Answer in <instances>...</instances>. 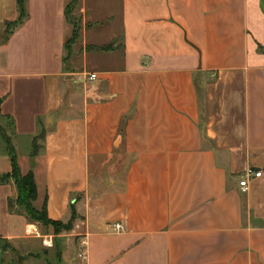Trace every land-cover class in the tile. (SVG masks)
Wrapping results in <instances>:
<instances>
[{
	"label": "crops",
	"instance_id": "1",
	"mask_svg": "<svg viewBox=\"0 0 264 264\" xmlns=\"http://www.w3.org/2000/svg\"><path fill=\"white\" fill-rule=\"evenodd\" d=\"M72 1L0 0V177L71 223L0 184V264H264V0Z\"/></svg>",
	"mask_w": 264,
	"mask_h": 264
},
{
	"label": "trees",
	"instance_id": "2",
	"mask_svg": "<svg viewBox=\"0 0 264 264\" xmlns=\"http://www.w3.org/2000/svg\"><path fill=\"white\" fill-rule=\"evenodd\" d=\"M24 18H25V12L24 9L21 8L20 18L18 22L14 25L17 26L21 24ZM66 18L68 19L67 8H66ZM14 25H8L7 31H9V29H11V27H13ZM10 160H11V173L6 176L0 177V184L7 183L9 181L14 182L17 189V199L15 202L17 207L24 210V213L27 216V218L33 223H37L43 226H51L56 233L62 232L64 230H69L71 228V223L64 225L60 222H53L48 219L45 205L41 210H37L33 206L34 202L37 199V188L34 181V176L31 172L25 176L21 175L17 163V158L13 153V151H11L10 153Z\"/></svg>",
	"mask_w": 264,
	"mask_h": 264
},
{
	"label": "rangeland",
	"instance_id": "3",
	"mask_svg": "<svg viewBox=\"0 0 264 264\" xmlns=\"http://www.w3.org/2000/svg\"><path fill=\"white\" fill-rule=\"evenodd\" d=\"M83 1L84 0H73L67 7L68 20L70 25L72 26V37L68 41V47L70 46V48H72L75 40L77 41L82 36V30L84 29L83 27H85V25L87 26L88 24L92 25V22L85 23L84 14L80 13L83 7ZM76 67H80V63H77ZM0 131L3 135H6V132L1 126ZM11 257L14 258L13 255Z\"/></svg>",
	"mask_w": 264,
	"mask_h": 264
},
{
	"label": "built area",
	"instance_id": "4",
	"mask_svg": "<svg viewBox=\"0 0 264 264\" xmlns=\"http://www.w3.org/2000/svg\"><path fill=\"white\" fill-rule=\"evenodd\" d=\"M90 80H95L96 76L95 75H91L89 77ZM262 177V173L261 172H257L253 169H247L242 176L240 177V181H239V188L242 192H247L248 188H249V182L251 180H257L260 179ZM113 230L115 233H121L124 232V227L122 226V224H116L113 227Z\"/></svg>",
	"mask_w": 264,
	"mask_h": 264
}]
</instances>
